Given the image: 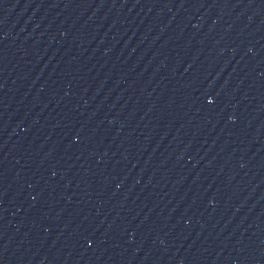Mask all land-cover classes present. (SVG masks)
Instances as JSON below:
<instances>
[{"label":"water","instance_id":"95a60500","mask_svg":"<svg viewBox=\"0 0 264 264\" xmlns=\"http://www.w3.org/2000/svg\"><path fill=\"white\" fill-rule=\"evenodd\" d=\"M244 4L264 69V0H244Z\"/></svg>","mask_w":264,"mask_h":264}]
</instances>
